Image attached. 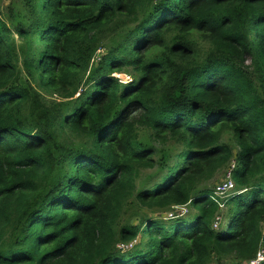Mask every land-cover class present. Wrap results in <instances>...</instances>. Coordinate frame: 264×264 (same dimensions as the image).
I'll use <instances>...</instances> for the list:
<instances>
[{
  "label": "trees",
  "instance_id": "obj_1",
  "mask_svg": "<svg viewBox=\"0 0 264 264\" xmlns=\"http://www.w3.org/2000/svg\"><path fill=\"white\" fill-rule=\"evenodd\" d=\"M261 243L264 0L0 11V264H248Z\"/></svg>",
  "mask_w": 264,
  "mask_h": 264
},
{
  "label": "rangeland",
  "instance_id": "obj_2",
  "mask_svg": "<svg viewBox=\"0 0 264 264\" xmlns=\"http://www.w3.org/2000/svg\"><path fill=\"white\" fill-rule=\"evenodd\" d=\"M17 2H19V0H0V11H3L4 10V8H5V6H7L8 4H10L11 3V7H12V5L14 4V3H17ZM15 37V36H14ZM16 41H18V39L15 37L14 38ZM206 46V45H205ZM204 47V46H203ZM248 60H246L245 62H247ZM117 74H119V75H115V76H118V78H120V79H124V77L126 76V75H129V73H127V72H120V73H117ZM31 85L33 86V84L31 83ZM34 87V86H33ZM227 140L228 142H229V144L231 145V147H232V149L234 150L235 149V147H234V141H233V139L231 138V136L229 135V133L228 132H224L223 134H222V140ZM177 144H171L170 145V147H175ZM150 171H153V169H149V170H146V171H141L140 172V175H139V177H142L143 175H145V174H147V173H149ZM226 172H227V169L226 168H223V169H221L219 172H217L207 183H208V185H213V187H214V190H215V187L217 186V185H220L221 183H223L224 181H225V176H226ZM159 180V178L158 177H153V179H151V180H149L148 181V183L146 184V186H151L152 184H154L156 181H158ZM138 183V182H137ZM226 206H223V208H221L219 211H218V213L219 214H221V217H224V215H225V212H226ZM192 208H190L189 206H187V205H183V206H173V207H171V208H169V209H166V210H160V211H155V212H151V216L152 217H154V218H159V219H162V220H164V217L166 216V215H168L169 213H170V211L171 212H175V213H178L177 211H183V210H185V212H187V213H190L192 210H191ZM145 211V210H144ZM147 212V211H146ZM146 212H144V213H146ZM139 214H140V212H138ZM184 213V212H183ZM138 214V215H139ZM138 217V216H137ZM217 218V216H216V214L214 215V220ZM136 218L135 217H131V220H130V222L132 223V224H135L136 223ZM263 254L262 255V257L260 258V260H258V262H256V263H253L252 261H250V262H248V264L249 263H251L252 262V264H259V263H261L262 261H264V245L261 243L260 244V246H259V251H258V253L256 254V257H257V255H259V254ZM256 257H255V259H256ZM254 259V260H255ZM221 262V264H246L244 261H238L233 255H226L223 259H222V261H220ZM209 264H217L213 259H211L210 261H209Z\"/></svg>",
  "mask_w": 264,
  "mask_h": 264
},
{
  "label": "built area",
  "instance_id": "obj_3",
  "mask_svg": "<svg viewBox=\"0 0 264 264\" xmlns=\"http://www.w3.org/2000/svg\"><path fill=\"white\" fill-rule=\"evenodd\" d=\"M233 166V161H230L229 165H228V168L227 169V172H226V176H225V181L223 183H221L220 185H217L215 187V190L212 191V195L210 196V199L214 200L217 202V206H218V211L223 208V204L221 202H219L223 197H225L230 191H232L234 189V184H233V181L231 179V176H230V171H231V168ZM219 200V201H218ZM179 214H183V212H185V210L183 211H177ZM173 212L170 211V213L167 215V216H170ZM219 218L217 216V218L215 219V221H217ZM262 253L257 255L256 259L258 258V260H260V258L262 257ZM253 260L252 262L253 263H256L258 262V260ZM249 263V264H252Z\"/></svg>",
  "mask_w": 264,
  "mask_h": 264
},
{
  "label": "water",
  "instance_id": "obj_4",
  "mask_svg": "<svg viewBox=\"0 0 264 264\" xmlns=\"http://www.w3.org/2000/svg\"><path fill=\"white\" fill-rule=\"evenodd\" d=\"M256 260H258V258Z\"/></svg>",
  "mask_w": 264,
  "mask_h": 264
}]
</instances>
